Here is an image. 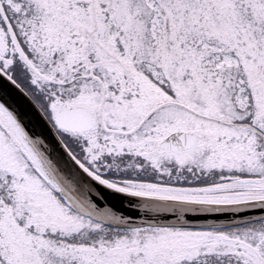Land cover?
<instances>
[{
  "label": "snow or ice",
  "instance_id": "obj_1",
  "mask_svg": "<svg viewBox=\"0 0 264 264\" xmlns=\"http://www.w3.org/2000/svg\"><path fill=\"white\" fill-rule=\"evenodd\" d=\"M0 264H264V0H0Z\"/></svg>",
  "mask_w": 264,
  "mask_h": 264
}]
</instances>
